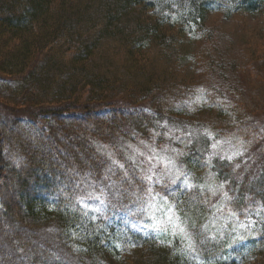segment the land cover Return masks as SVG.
I'll return each instance as SVG.
<instances>
[{
	"label": "trees",
	"instance_id": "1",
	"mask_svg": "<svg viewBox=\"0 0 264 264\" xmlns=\"http://www.w3.org/2000/svg\"><path fill=\"white\" fill-rule=\"evenodd\" d=\"M214 14L262 18L264 32V0H0V189L21 190L20 208L0 197V223L9 217L19 227L0 228V264H68L61 251L74 264H264V160L254 177L242 172L233 184L232 204L253 201L261 219L257 237L233 257L193 263L154 236L122 229L119 214H94L80 198L104 175L121 193L117 210L138 204L127 200L130 190L145 194L136 178L109 167L100 147L116 141L160 143L175 125L237 133L249 148L260 142L251 116L264 114V46L243 69L226 68L206 25ZM26 133L32 146L21 141ZM199 149L178 150L188 175L227 180ZM30 186L39 196L24 192ZM204 208L193 202L190 210ZM47 229L55 241L41 234Z\"/></svg>",
	"mask_w": 264,
	"mask_h": 264
},
{
	"label": "rangeland",
	"instance_id": "2",
	"mask_svg": "<svg viewBox=\"0 0 264 264\" xmlns=\"http://www.w3.org/2000/svg\"><path fill=\"white\" fill-rule=\"evenodd\" d=\"M206 25L215 29V39L221 44L217 53H220L226 68L233 67L231 64H234L236 68L243 69L250 63L248 55L264 46L262 18L244 16L221 20L214 14L208 16ZM185 65H189V62L186 61ZM236 79L242 81V75L231 78L234 81ZM3 113L11 114V111L8 108ZM251 127L261 136L260 142L257 145L252 144V148L237 133L218 134L207 128H182L175 125L165 127L166 133L160 143L142 142L131 145L116 141L112 148L100 147L102 153L107 157L109 155V167L116 166L128 178L131 177L132 182L136 178L138 188L142 186L145 194L138 195V191L133 194L130 190L125 193L127 200L135 199L138 204L132 210H117L121 204V193L110 175H104L95 187L90 186L89 190L83 192L81 201L88 210L99 216L106 212L119 214L124 221L122 229L144 236H154L159 242L184 254L193 263L202 262L207 259L206 256L210 259L233 257L237 254L239 245L257 237V229L261 223L259 210L254 208L253 201H249L246 208H237L232 204L236 195L233 184L239 181V174L246 172L249 177H254L259 163L264 160L263 113L251 116ZM31 137L33 136L26 133L20 138L22 143L32 146L33 143H29ZM64 148L67 152L76 154L73 148ZM184 148H200L199 152L206 161L213 166L218 164L224 169L222 175L226 170L227 174L223 176L228 179L221 181L214 173L207 174L204 180L205 177L198 181L192 179L178 160V153ZM37 158L36 162L40 159L39 156ZM55 167L62 168L60 165ZM6 173L11 174L12 170L9 168ZM20 192L18 187L7 184L5 191L0 189L1 202L13 201L20 208ZM24 192L39 196L31 186ZM179 197L190 202L185 205L186 203L178 201ZM108 202L118 207L108 210ZM193 202L200 208L205 207V210H190ZM0 212H3L2 207ZM130 212H133L131 216ZM193 215L196 217L194 221ZM10 219L4 218L0 228L5 231L19 229L17 224L10 223ZM41 234L47 240L55 241L52 230H43ZM117 236L123 239L120 233ZM60 254L64 262L74 264L66 251H61ZM29 262L32 264V259ZM41 264L52 262L42 258Z\"/></svg>",
	"mask_w": 264,
	"mask_h": 264
}]
</instances>
